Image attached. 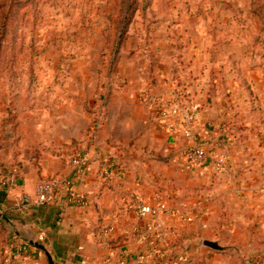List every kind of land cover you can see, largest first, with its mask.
<instances>
[{"label":"rangeland","instance_id":"obj_1","mask_svg":"<svg viewBox=\"0 0 264 264\" xmlns=\"http://www.w3.org/2000/svg\"><path fill=\"white\" fill-rule=\"evenodd\" d=\"M129 4L0 0V171L24 149L35 157L46 150L75 157L88 147L143 146L148 137L158 138L147 129L151 111L157 115L161 107L156 99L168 100L173 92L186 97L184 109L195 95L222 97L229 111L237 108L245 124H253L254 93L264 89V0H135L128 10ZM165 136V158L187 162L191 146ZM206 148L226 158V148ZM176 203L187 211L191 200L186 193ZM186 211L175 216L192 222ZM238 231L197 224L185 227L182 237L196 232L220 241L226 252L248 256L264 251L263 244L236 243L235 234L253 239L251 227ZM151 234L158 244L166 235Z\"/></svg>","mask_w":264,"mask_h":264},{"label":"crops","instance_id":"obj_2","mask_svg":"<svg viewBox=\"0 0 264 264\" xmlns=\"http://www.w3.org/2000/svg\"><path fill=\"white\" fill-rule=\"evenodd\" d=\"M260 80L264 87V76ZM254 94L252 125L245 124L237 108L229 111L220 102L222 97L218 102L214 95H195L192 103L199 119L193 137L185 140L173 136L174 142L171 140V144L184 143V147L226 148V164L221 172L208 163L194 166L180 157L165 158L162 149L169 140L154 110L149 113L147 129L158 138L150 136L143 146L130 144L122 149L111 145L88 147L83 152L88 155L87 173L72 166V152L46 150L43 156L35 157L31 150L24 149L18 160L10 164L5 160L7 166L0 171V179L13 174L17 184L0 192V214L5 217L0 220L14 236L12 249L2 252L4 264H49L46 255L32 243L42 244L55 264H264V251L252 256L217 251L203 244L209 240L221 246L216 239H200L196 232L182 237L185 227L196 228L197 224L225 234L251 227L253 239L235 234L236 243L264 245V89ZM141 105L147 108L150 104ZM171 144L168 149L173 147ZM105 168L117 171L120 177L104 179ZM53 176L66 177L71 193L84 194L86 205H76L66 194L56 205L23 208L21 197L32 196L41 181ZM186 193L191 200L187 211L176 203ZM200 193L203 200H197ZM132 196L147 205L164 203L178 214L186 211L192 222L178 215L161 214L155 227L153 220L139 218L131 208ZM153 232L166 234L162 243L158 244ZM181 243L187 246L183 251L177 248Z\"/></svg>","mask_w":264,"mask_h":264},{"label":"built area","instance_id":"obj_3","mask_svg":"<svg viewBox=\"0 0 264 264\" xmlns=\"http://www.w3.org/2000/svg\"><path fill=\"white\" fill-rule=\"evenodd\" d=\"M186 97L179 93L173 92L167 100L165 98L156 99V105L160 107L157 118L164 125L166 132L171 136L181 134L184 138H192L196 123L198 122V111L191 101L184 109L182 106ZM186 101V100H185ZM186 103V102H185ZM185 159L188 163L194 166H199L208 163L216 172H221L225 168L226 161L223 157H212L202 146L193 145L185 151ZM72 166L79 168L83 173L89 172L88 155L82 153L72 158ZM104 179L119 178L117 171L105 168L102 171ZM17 178L15 175H7L0 179V192L9 188L15 187ZM71 197V201L76 205L85 206L87 198L84 194L71 193L69 180L64 176H53L47 180L41 181L35 188L34 194H25L21 197V205L23 208H39L41 206L56 205L61 202L64 195ZM131 208L141 219H150L154 222L159 219L161 214L167 216L176 215L174 210L168 208L164 203L156 205H147L136 196L130 199ZM188 221H191L188 218ZM155 227H158L155 222ZM111 232L112 230H107ZM42 239V238H41Z\"/></svg>","mask_w":264,"mask_h":264},{"label":"trees","instance_id":"obj_4","mask_svg":"<svg viewBox=\"0 0 264 264\" xmlns=\"http://www.w3.org/2000/svg\"><path fill=\"white\" fill-rule=\"evenodd\" d=\"M133 1H135V0H130L128 10L130 9L129 7H131V2H133ZM1 8H2V5H0V9ZM0 27H1L0 37H2V34L4 33V32H2V30L4 29V26L1 24ZM78 155H80V154H78ZM41 207H44V206H41ZM41 207H39V208H41ZM5 227H6V223L4 221L0 220V232H2V235L0 236V246L6 247V248H11L14 245V240H12L11 237H13V239H14V236H13V233L11 231H8ZM3 262L4 261L2 260L1 264Z\"/></svg>","mask_w":264,"mask_h":264},{"label":"water","instance_id":"obj_5","mask_svg":"<svg viewBox=\"0 0 264 264\" xmlns=\"http://www.w3.org/2000/svg\"><path fill=\"white\" fill-rule=\"evenodd\" d=\"M0 219H5V217L0 214ZM204 246L213 249V250H217V251H224L225 249L223 247H221L217 242H212L209 240L204 241ZM32 246H34L35 248L41 250L47 257L49 264H55L54 261L52 260L51 255L49 254V252L46 250V248L40 244V243H32Z\"/></svg>","mask_w":264,"mask_h":264}]
</instances>
